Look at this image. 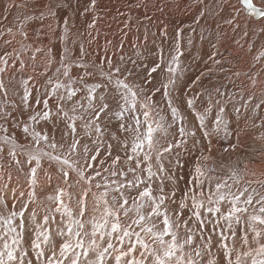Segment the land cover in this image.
I'll list each match as a JSON object with an SVG mask.
<instances>
[{"label":"snow or ice","instance_id":"1","mask_svg":"<svg viewBox=\"0 0 264 264\" xmlns=\"http://www.w3.org/2000/svg\"><path fill=\"white\" fill-rule=\"evenodd\" d=\"M199 2L203 4V0ZM96 3L90 0L81 15L94 11ZM217 3L219 11L210 13L205 5L195 22L199 24L206 13L225 11L227 0ZM240 3L249 22L258 20L259 32L264 33V8L255 7L251 0ZM13 7L28 5L3 3L0 11L4 20ZM67 8V0H48L42 9L15 21L25 40L31 22L39 23L37 39L48 35L51 43L57 30L60 32L58 60L51 47L45 52L46 67L53 63L59 67L42 86L32 76L21 75L16 81L15 73L26 68L19 54L0 56V161L5 156L9 161L7 177L0 173V193L10 190L13 200L9 207L0 194V264H264V172L249 169L247 163L243 167L217 166L212 156L213 136L228 135L226 104L235 102L237 94L216 89L219 98L213 101L209 94L206 106L202 102V111L197 110L196 96L187 98V108L203 133L197 139V131L186 125L174 96L181 72L182 30H177L168 56L161 49L159 60L151 66L140 54L131 68L123 58L114 64L107 55L99 63L89 62L82 43L75 58L68 46L75 20L71 14L60 15ZM239 16L237 10L224 21L234 32L241 28ZM95 24L94 18L88 29ZM247 26L244 37L249 34ZM5 34H13V28L0 30V37ZM160 34L166 36V29ZM252 47L250 43L249 50ZM44 51L36 47L32 59ZM216 55L219 53L209 58L220 64ZM254 59L261 62L264 49ZM73 68L83 72L73 75ZM10 69L13 75L9 83L18 87L5 85L3 76ZM258 76L250 77L252 88ZM200 79L196 77L195 82ZM239 96L240 107L233 104L236 115L241 108L247 111L249 105H253V112L264 106V98L256 102L254 92L245 98L241 89ZM162 101L167 104L170 120L160 106ZM42 122L44 126L38 128ZM253 127L260 129L258 139L264 141V119L254 122ZM11 129L23 133V142ZM229 147L234 151L237 145L229 141ZM13 165L19 174L17 186H12ZM188 166L185 176L182 170ZM41 172L49 187L53 178L57 179L45 197L47 204L37 195ZM73 187L79 188L75 208ZM88 199L93 202L90 217Z\"/></svg>","mask_w":264,"mask_h":264},{"label":"bare ground","instance_id":"2","mask_svg":"<svg viewBox=\"0 0 264 264\" xmlns=\"http://www.w3.org/2000/svg\"><path fill=\"white\" fill-rule=\"evenodd\" d=\"M48 0H0V5L3 3L27 4L28 7L11 8L7 20L3 19V12L0 11V30L8 27L13 28V34H5L0 37V56L5 53H11L13 56L19 54L21 59L26 64L23 72H16V81L20 76H32L34 82L38 86H42L49 76L55 73L58 63H53L50 67H46L47 57L45 52L48 47L53 49L57 56L62 50V45L59 42V30L54 34L56 38L49 43V36L43 35L40 39L35 36V29L39 27L38 22H31L26 31L29 38L25 40L15 26L17 17L21 20L26 14H32L34 10L42 9L43 5ZM223 2V0H221ZM252 4L257 8H264V0H251ZM69 8L61 11L60 15L71 14L75 20V27L72 29L68 38V46L73 48L74 58L79 55L80 44L84 45V49L89 53L86 58L89 62H100L107 55L114 64H120L121 58L123 63L129 68L132 67V61L137 60L140 54L141 60L148 66H151L153 61H158L161 49L165 56H168L169 51L173 48L176 41L177 30H182L180 40L183 55L180 57L181 72L179 73L178 87L175 92V103L181 107V111L185 116L186 125L197 131V139L203 135L199 131V123L196 121L192 110L187 108L186 100L196 96L197 110L202 111V102L206 106L210 96L213 101L219 98L216 89L220 92L228 94H237L235 102H227L226 106L230 116L228 119V135L222 133L219 137L212 138V156L219 166L220 163L237 165L243 167L247 163L249 169L255 170L257 173L264 172V141L258 139L260 129L254 128L253 123H260L264 119V106L262 109L253 112V105H249L247 111L240 109V114L236 115L233 110V104L240 107L239 93L243 89L245 98L250 93H255L256 102L264 98V59L257 63L256 57L260 50L264 49V33L259 32L261 23L256 19H251L245 13L240 0H227L224 4L225 11L219 15L207 14L201 18L197 24L196 17L199 11L205 5L209 6V12L215 13L219 11L217 0H203V4L199 0H97L94 11L84 12V9L89 5L90 0H67ZM240 12L239 21L241 28L233 31L232 27L224 21L229 18L234 12ZM145 17H148L146 19ZM96 19L95 27L91 30L87 25ZM48 21L44 24L47 25ZM127 24V27L125 26ZM245 24H247L248 36L244 37ZM162 29H166L167 35L161 36ZM44 31L47 33V28ZM91 32V35H89ZM147 32L148 39L145 40ZM155 33V35H153ZM203 35V39H201ZM76 44L73 45L72 41ZM189 40L192 43H189ZM5 41H11L5 43ZM110 42V43H109ZM253 44L249 50V44ZM212 45H216L215 48ZM36 47L45 49L44 52L36 53L35 60L32 59L33 50ZM212 53H219L215 56L216 60H220V64H215L213 59L209 57ZM11 64V59L9 61ZM17 67L19 61H16ZM255 65V67H253ZM107 64H105V69ZM225 69L220 71V69ZM91 71V69H89ZM83 72V69L73 68V75ZM203 73V75H201ZM236 73H240L239 76ZM248 73V76H245ZM259 73L255 88L251 87L250 77L253 74ZM13 75L10 69L9 73L4 74L3 79L5 85L9 88L18 87V84L9 83L10 76ZM200 76L199 82L196 77ZM90 82H91V78ZM98 79V76H97ZM43 91V88H41ZM210 94V96H209ZM160 94H157L159 100ZM225 100L227 97L224 98ZM54 105V101H52ZM167 112V104L162 101L160 105ZM213 113L209 114V120L213 119ZM167 117L170 120L171 114L167 112ZM26 119V116H25ZM44 126L43 122L37 127ZM51 127V125H47ZM23 142V133L19 129H12ZM237 134L239 140H237ZM231 144H236L237 147L233 151L229 147ZM204 144L208 141L204 140ZM228 147L227 152L224 148ZM199 153L197 152L196 155ZM4 167L0 168V173L7 177L8 159L5 156L2 161ZM212 161H209L211 164ZM44 168L47 169V162H44ZM189 167L182 170L183 175H187ZM52 171V169H48ZM223 171H227L224 169ZM13 184L17 186L16 177L19 175L15 171V166L12 168ZM179 174V173H178ZM40 188L37 189V195L47 204L45 197L52 191V187L57 182L56 177L53 178L52 187H49L48 180L41 172L39 176ZM2 183V182H0ZM21 183L23 178L21 177ZM41 188L43 190H41ZM180 188H184V182H180ZM24 190L27 192V185L24 184ZM73 193L72 206L75 208V200L79 195V188L73 187L70 189ZM3 194L7 200L9 207L12 206V193L9 190ZM18 195V192H17ZM180 193H177L179 197ZM67 202V198H65ZM93 202L88 199V216H91ZM215 251V250H214ZM222 262V254H220Z\"/></svg>","mask_w":264,"mask_h":264},{"label":"rangeland","instance_id":"3","mask_svg":"<svg viewBox=\"0 0 264 264\" xmlns=\"http://www.w3.org/2000/svg\"><path fill=\"white\" fill-rule=\"evenodd\" d=\"M263 5H264V3H263ZM11 131H12V129H11Z\"/></svg>","mask_w":264,"mask_h":264}]
</instances>
